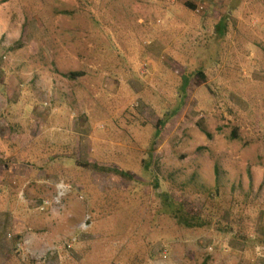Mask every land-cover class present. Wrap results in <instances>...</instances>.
Instances as JSON below:
<instances>
[{
    "label": "rangeland",
    "instance_id": "374dc122",
    "mask_svg": "<svg viewBox=\"0 0 264 264\" xmlns=\"http://www.w3.org/2000/svg\"><path fill=\"white\" fill-rule=\"evenodd\" d=\"M204 3L0 0V264L258 263L264 0Z\"/></svg>",
    "mask_w": 264,
    "mask_h": 264
},
{
    "label": "trees",
    "instance_id": "16d2710c",
    "mask_svg": "<svg viewBox=\"0 0 264 264\" xmlns=\"http://www.w3.org/2000/svg\"><path fill=\"white\" fill-rule=\"evenodd\" d=\"M78 75H81L80 72H71L68 74V76L70 77H76ZM157 135V134H156ZM12 165H15L14 162H12ZM114 172L122 175L123 177L126 178H130L132 179L134 177V174L130 171H123L117 168L112 169ZM218 177H217V183H218ZM6 182V180L4 181ZM3 185L5 186V183H3ZM9 193H11L10 188L8 187L6 189ZM13 193H11L12 195ZM156 194L158 196V198L160 199L161 203V211L165 212L167 215L173 217L177 223H179L180 225H183L184 227L186 226L187 228H194L197 226L206 228L211 224V219H207L205 217L202 216L201 213H196L192 210L189 211V208L182 202H180L179 200H177L175 197H173L168 191H163V189H157L156 190ZM218 196H219V187L217 186L215 192L213 193L212 197L209 199H214V200H218ZM17 198V197H16ZM15 200V198L13 199ZM207 202V201H206ZM230 208H228L227 210H229ZM222 210H224V208H222ZM185 227V228H186ZM228 228H233L232 224H228L227 226ZM225 230V229H224ZM18 233V232H17ZM230 233L229 231L221 233L222 234H227ZM16 236H14V240L13 242L15 244H17L20 240H18V238H21V234H15ZM252 243H257L255 242V240H249ZM264 241V240H262ZM151 252V251H150ZM152 255V254H151ZM137 263L139 264V262L137 261ZM25 264H38V261H34V260H29L28 262H26ZM258 264V263H257Z\"/></svg>",
    "mask_w": 264,
    "mask_h": 264
},
{
    "label": "crops",
    "instance_id": "0c3cea01",
    "mask_svg": "<svg viewBox=\"0 0 264 264\" xmlns=\"http://www.w3.org/2000/svg\"><path fill=\"white\" fill-rule=\"evenodd\" d=\"M168 1H169L170 3H173L175 0H168ZM136 5L138 6L139 4H136ZM139 8H140V7H137V10H138ZM138 22H139V24L144 25V26L147 28V30H149V31H151V32H153V30H154V31H156L157 33H162V32L167 31V30L169 29V27H167V28H164V26L161 27V25H163V23L166 22V20H165L164 22H163V21H159L160 25H156L155 28H154V26H152V25H150L149 23H147L146 20H144V18H142L141 16H138ZM158 27H159V29H158ZM160 29H161V30H160ZM184 31H186V29H185ZM184 34H187V35L190 34L189 28H187V31H186ZM184 34H182V35H184ZM190 37H191V36H190ZM158 43H160L161 46H163L164 44H166L165 41H162V40L157 41V44H158ZM179 43H180V42H179ZM134 46H135V45H134ZM136 48H137V47L134 48L135 50H133V48H132V50H133L134 53H137V52H138V50H136ZM153 48H155V47H152V46H151V47L148 49L147 54H148L150 57H152V58H156V52H154Z\"/></svg>",
    "mask_w": 264,
    "mask_h": 264
},
{
    "label": "built area",
    "instance_id": "2783aa9c",
    "mask_svg": "<svg viewBox=\"0 0 264 264\" xmlns=\"http://www.w3.org/2000/svg\"><path fill=\"white\" fill-rule=\"evenodd\" d=\"M191 1L194 6H195V9L200 12V11H203V9L206 7L205 3H204V0H189ZM65 186H63V184L61 186H59V195L62 196L64 193H65ZM257 257L259 258L258 260V264H262L261 261L264 262V248L263 247H258L257 248Z\"/></svg>",
    "mask_w": 264,
    "mask_h": 264
}]
</instances>
